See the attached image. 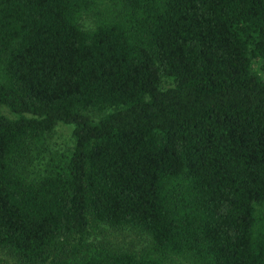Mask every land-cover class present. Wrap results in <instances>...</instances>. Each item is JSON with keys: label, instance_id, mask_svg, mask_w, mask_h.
Here are the masks:
<instances>
[{"label": "trees", "instance_id": "16d2710c", "mask_svg": "<svg viewBox=\"0 0 264 264\" xmlns=\"http://www.w3.org/2000/svg\"><path fill=\"white\" fill-rule=\"evenodd\" d=\"M0 256L264 264V0H0Z\"/></svg>", "mask_w": 264, "mask_h": 264}, {"label": "rangeland", "instance_id": "374dc122", "mask_svg": "<svg viewBox=\"0 0 264 264\" xmlns=\"http://www.w3.org/2000/svg\"><path fill=\"white\" fill-rule=\"evenodd\" d=\"M252 68L254 70L256 69L255 62L252 64ZM50 141L54 143L56 147H58V145L63 147L66 144L70 145V127L68 125L58 124L54 132L50 135ZM94 234L98 239L108 240L113 245H122L136 251L148 244V238L144 234H139L127 229L117 230L116 228H111L103 224L98 226Z\"/></svg>", "mask_w": 264, "mask_h": 264}]
</instances>
